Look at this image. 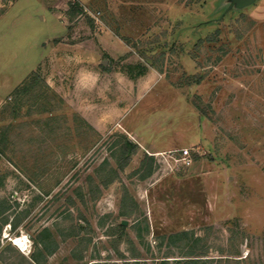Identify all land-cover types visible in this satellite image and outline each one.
<instances>
[{"label": "rangeland", "instance_id": "374dc122", "mask_svg": "<svg viewBox=\"0 0 264 264\" xmlns=\"http://www.w3.org/2000/svg\"><path fill=\"white\" fill-rule=\"evenodd\" d=\"M233 1L0 0V264H176L183 232L264 264V0Z\"/></svg>", "mask_w": 264, "mask_h": 264}, {"label": "trees", "instance_id": "16d2710c", "mask_svg": "<svg viewBox=\"0 0 264 264\" xmlns=\"http://www.w3.org/2000/svg\"><path fill=\"white\" fill-rule=\"evenodd\" d=\"M76 9H73L72 7V10L71 12L74 14L75 13V10L77 11L78 10V6L75 7ZM203 43L202 41H200V44ZM26 84V83H25ZM23 85L21 86L20 88H18L13 96L15 97H19V98H22V95H24L25 93H27V91L29 90L28 86L26 85ZM20 102V99L19 101ZM18 102L16 104V106L14 107L16 109V111H19L20 110V105H18ZM20 104V103H19ZM120 146H121V162H120V168L123 169L128 163H129V160H130V157L135 153L136 151V147L133 146L129 140L127 138L124 137L123 141L120 143ZM107 161L103 163V165H107ZM153 163H154V158L153 156H146L143 161L141 162V166L139 168L138 171H146L145 173V176L144 177H148L152 174V166H153ZM113 171V170H112ZM114 173L112 175H115V170L113 171ZM110 177L108 178V181H111L113 180V177L114 176H111V174L109 175ZM108 183L110 182H106L104 183V185H107ZM79 196L82 200H84V197H83V194L82 192H79ZM3 212L0 210V218L3 219L2 220V226L4 225H7L8 224V220L3 218ZM13 229H15L17 227V223H12L11 224ZM2 229V227H1ZM118 229L124 233L126 231V228L125 226L121 223L119 226H118ZM52 234H51V231L48 229V228H45L39 235L37 238H35L34 240V243H35V246L36 248H38V245H43V251L41 250H38L42 255L45 256V253L49 254L51 253V248L49 247H53V243H52ZM188 240V241H187ZM169 241L170 243H177V242H181V241H187L189 242L188 245L186 246L187 250L186 252L184 253L185 256H183V258L181 260H174V262L176 264H212L214 259L210 260V259H201L202 257H204L202 254L201 256H196L197 255V252H195V247L199 245V242L203 241L199 238L197 239H194L192 237L189 236V234L187 232H183V233H180V234H175V235H172L169 237ZM32 261L33 263L32 264H39L41 263L39 258L36 257L35 255H33V258H32ZM218 264H221L223 262L222 259H218ZM170 261L169 260H162L160 262V264H168ZM125 264H139V262H125Z\"/></svg>", "mask_w": 264, "mask_h": 264}, {"label": "built area", "instance_id": "2783aa9c", "mask_svg": "<svg viewBox=\"0 0 264 264\" xmlns=\"http://www.w3.org/2000/svg\"><path fill=\"white\" fill-rule=\"evenodd\" d=\"M180 154L182 155L181 158L179 160L176 159L175 161H181L183 165L190 166L192 164L190 150L188 149L181 150Z\"/></svg>", "mask_w": 264, "mask_h": 264}, {"label": "water", "instance_id": "95a60500", "mask_svg": "<svg viewBox=\"0 0 264 264\" xmlns=\"http://www.w3.org/2000/svg\"><path fill=\"white\" fill-rule=\"evenodd\" d=\"M255 0H234L233 3L237 8H243L251 3H253ZM124 226H126V222L123 223Z\"/></svg>", "mask_w": 264, "mask_h": 264}, {"label": "bare ground", "instance_id": "6f19581e", "mask_svg": "<svg viewBox=\"0 0 264 264\" xmlns=\"http://www.w3.org/2000/svg\"><path fill=\"white\" fill-rule=\"evenodd\" d=\"M14 244H15L16 246L21 245V241H20L19 239H16L15 242H14Z\"/></svg>", "mask_w": 264, "mask_h": 264}]
</instances>
